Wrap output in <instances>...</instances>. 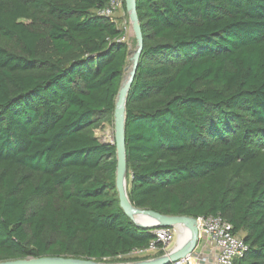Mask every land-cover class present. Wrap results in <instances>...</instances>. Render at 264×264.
Here are the masks:
<instances>
[{
  "label": "trees",
  "instance_id": "trees-1",
  "mask_svg": "<svg viewBox=\"0 0 264 264\" xmlns=\"http://www.w3.org/2000/svg\"><path fill=\"white\" fill-rule=\"evenodd\" d=\"M109 2L0 0V261L101 262L155 239L120 207L114 138L94 132L113 122L130 55L98 13ZM135 2L128 199L220 215L247 244L235 264H264V0Z\"/></svg>",
  "mask_w": 264,
  "mask_h": 264
},
{
  "label": "water",
  "instance_id": "water-1",
  "mask_svg": "<svg viewBox=\"0 0 264 264\" xmlns=\"http://www.w3.org/2000/svg\"><path fill=\"white\" fill-rule=\"evenodd\" d=\"M125 7L129 11V17L132 23V30L136 39V49L132 55V68L127 81L121 84L118 91L114 113H113V125H114V142L116 147V178L115 185L119 198V205L123 209L124 213L132 219L131 213H144L149 215L154 222L150 224H140L132 221L141 227H154L158 225H166L176 227L177 224H183L190 231V240L185 242L179 247H176L166 255H162L155 260H148L138 262L136 264H169L172 261H176L183 257L188 251H190L197 238V228L195 225V219L186 215H166L150 209L138 208L133 206L127 196L124 195L123 181L126 176V159H125V98L127 91L131 85L132 79L135 74L136 66L139 56L143 47V39L138 16L136 12L135 0H125ZM0 264H105L94 259H82L71 256H42V257H29L23 259H11L0 261Z\"/></svg>",
  "mask_w": 264,
  "mask_h": 264
},
{
  "label": "built area",
  "instance_id": "built-area-1",
  "mask_svg": "<svg viewBox=\"0 0 264 264\" xmlns=\"http://www.w3.org/2000/svg\"><path fill=\"white\" fill-rule=\"evenodd\" d=\"M116 3L117 0H110L109 4L98 11V13L111 16ZM194 219L197 228V238L194 247L183 257L169 264H235V260L241 257L247 250V244L242 238L232 233L231 223L220 215L197 216ZM155 227L153 230L155 239L148 244L147 248L135 249L129 253L151 250L155 252L162 251L161 255H154V257L140 260L118 261L112 264H136L138 262L155 260L175 249V244L172 246L171 240L173 233L177 234V229L174 230L172 226L166 225Z\"/></svg>",
  "mask_w": 264,
  "mask_h": 264
},
{
  "label": "rangeland",
  "instance_id": "rangeland-1",
  "mask_svg": "<svg viewBox=\"0 0 264 264\" xmlns=\"http://www.w3.org/2000/svg\"><path fill=\"white\" fill-rule=\"evenodd\" d=\"M115 22L117 23L118 27L124 30V35L121 38L125 41L129 48H130V55L128 57V62L126 68L124 70L123 80L122 83L124 84L130 74L132 68V55L136 49V39L132 30V23L129 17V11H127L125 7V0H117L116 7L111 14ZM96 137L102 142H112L114 138V125L112 123H103L100 127L95 129ZM186 227V226H184ZM174 230L177 229V234L173 233V237L171 240V245H176L181 238L182 229L178 225L176 227H172ZM174 245V246H175ZM171 246V247H172ZM157 252L151 250H144L142 252H134L128 253L122 257H115V258H107L103 260L105 264L115 263L118 261H128V260H137V259H145L154 256Z\"/></svg>",
  "mask_w": 264,
  "mask_h": 264
},
{
  "label": "bare ground",
  "instance_id": "bare-ground-1",
  "mask_svg": "<svg viewBox=\"0 0 264 264\" xmlns=\"http://www.w3.org/2000/svg\"><path fill=\"white\" fill-rule=\"evenodd\" d=\"M123 188H124V195H125L127 193L126 192V179H124L123 181ZM131 217L133 221H135L136 223H140V224H150L154 222V220L149 215H146L144 213H131ZM177 225L181 227L182 232H181V238H179L178 243L174 246L175 248L181 246L182 244L190 240V231L186 227H184L183 224H177Z\"/></svg>",
  "mask_w": 264,
  "mask_h": 264
}]
</instances>
